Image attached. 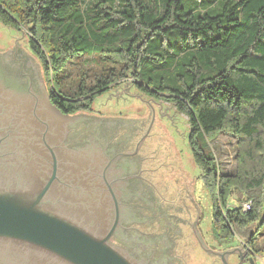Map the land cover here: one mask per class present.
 Listing matches in <instances>:
<instances>
[{
	"label": "trees",
	"instance_id": "trees-1",
	"mask_svg": "<svg viewBox=\"0 0 264 264\" xmlns=\"http://www.w3.org/2000/svg\"><path fill=\"white\" fill-rule=\"evenodd\" d=\"M194 2L187 8L184 0H0V22L30 28L51 100L65 113L90 109L97 95L132 76L144 95L185 113L193 134L235 135L241 147L235 172L222 171L192 133L191 143L213 191L215 235L229 239L251 228L245 242L258 254L264 251V0ZM86 54L104 60L96 84H79L75 95L58 92L64 65ZM233 186L253 200L251 209L229 203Z\"/></svg>",
	"mask_w": 264,
	"mask_h": 264
},
{
	"label": "water",
	"instance_id": "water-1",
	"mask_svg": "<svg viewBox=\"0 0 264 264\" xmlns=\"http://www.w3.org/2000/svg\"><path fill=\"white\" fill-rule=\"evenodd\" d=\"M40 64L21 48L0 52V264H147L110 239L124 215L115 164L101 145L73 148L67 140L74 128L95 123L94 131L102 130L113 117L124 133L129 123L135 131L143 123L136 150L142 145L152 157L159 190L174 193L168 199L195 218L199 243L223 264L234 252L247 256L243 246L215 251L205 244L193 181L149 101L143 117L65 113L52 102Z\"/></svg>",
	"mask_w": 264,
	"mask_h": 264
},
{
	"label": "rangeland",
	"instance_id": "rangeland-1",
	"mask_svg": "<svg viewBox=\"0 0 264 264\" xmlns=\"http://www.w3.org/2000/svg\"><path fill=\"white\" fill-rule=\"evenodd\" d=\"M184 5L187 8L196 6L194 0H184ZM30 28L23 27L22 30L13 27L12 25H5L0 22V52L9 51L13 47L21 48L32 53L36 58L34 50L30 45ZM169 41V40H168ZM167 42L164 40L163 44ZM170 48V47H169ZM104 60L100 55H82L75 57L73 60L64 65L59 74L58 92L67 96L66 94L75 95L79 84L95 85L96 76L102 72ZM43 76L46 88L50 90V81L46 69H43ZM144 73V67L141 68ZM50 72V70H48ZM141 78L145 79V75L141 74ZM116 85L104 94L97 95L90 109H83L77 113H84L94 116H116V117H143L150 112V107L147 101L154 107L155 119L159 121L164 127L169 138L175 146L176 156L179 163L193 181L194 198L200 207L199 224L197 229L201 233L203 240L207 247L215 251H224L229 244L234 247L243 243V238L247 237L251 228L247 230L241 229L234 236L229 239H220L214 233L213 217V191L206 185L203 178L204 171L202 166L196 160V155L192 146L191 133L192 125L189 122L188 116L178 110L173 103L169 101L158 99L157 97H149L144 95L136 86L134 77L129 76L122 78ZM50 94V91H49ZM74 98V97H73ZM77 98V97H76ZM195 132V131H194ZM195 140L206 151L215 153L217 162L222 171L235 172L236 168L240 166L238 161L240 144L238 138L226 131L215 132L206 135L202 131H196ZM250 167V166H249ZM231 204L244 205L247 200L245 196L239 191L237 186L232 187L230 196ZM250 208V209H251ZM249 207H247V211ZM253 227V226H252ZM255 227V226H254ZM196 236V234H195ZM197 237V236H196ZM188 247H185L182 252L185 253L189 264H211L214 260L201 243L196 244V239L190 237ZM206 250V251H205ZM240 252H234L228 256V264H251L250 258L254 259L255 264H264V251L258 254H249L245 258H241Z\"/></svg>",
	"mask_w": 264,
	"mask_h": 264
},
{
	"label": "flooded vegetation",
	"instance_id": "flooded-vegetation-1",
	"mask_svg": "<svg viewBox=\"0 0 264 264\" xmlns=\"http://www.w3.org/2000/svg\"><path fill=\"white\" fill-rule=\"evenodd\" d=\"M104 120L106 124L102 130L94 131L95 123L90 125L88 131L74 128L67 140L73 148L101 145L111 166L115 164L112 167L114 175L118 170V179L122 183L121 201L124 205L121 212L124 213L123 228L111 235V241L128 249L147 264H189L182 250L188 247L192 235L196 244L199 243L195 236V218L193 220L191 213H183L184 207H178L177 200L168 199L174 193L169 192L166 196L159 190V178L156 168L152 166V157L148 151L147 154L142 151V145L136 150L144 134L143 123L140 121L142 125L136 124L138 131L133 130V123H129L130 128L124 133L116 122L121 121V118L113 117L115 122ZM173 205L175 208L172 209ZM198 224L199 219L196 228ZM237 246H243L249 251L244 241ZM233 247L229 244L227 249ZM208 254L214 258L211 264H223L218 255L211 252Z\"/></svg>",
	"mask_w": 264,
	"mask_h": 264
},
{
	"label": "built area",
	"instance_id": "built-area-1",
	"mask_svg": "<svg viewBox=\"0 0 264 264\" xmlns=\"http://www.w3.org/2000/svg\"><path fill=\"white\" fill-rule=\"evenodd\" d=\"M243 206L244 210H247V207H249V209L251 208V202H246Z\"/></svg>",
	"mask_w": 264,
	"mask_h": 264
}]
</instances>
